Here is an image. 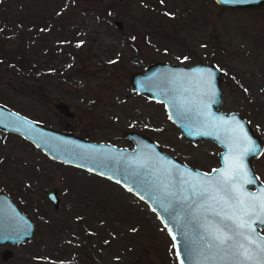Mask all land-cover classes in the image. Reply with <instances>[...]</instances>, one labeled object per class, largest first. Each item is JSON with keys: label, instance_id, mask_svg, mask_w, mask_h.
<instances>
[{"label": "rangeland", "instance_id": "1", "mask_svg": "<svg viewBox=\"0 0 264 264\" xmlns=\"http://www.w3.org/2000/svg\"><path fill=\"white\" fill-rule=\"evenodd\" d=\"M0 17L8 33L20 18L34 41L26 68L0 61V103L45 126L129 148L124 132L140 131L209 171L219 165L220 147L182 137L163 104L130 85V74L150 61H207L228 72L222 109L238 111L264 145V1L0 0ZM253 166L264 182V149ZM49 188L57 205L44 194ZM0 192L35 223L30 239L0 244V264H179L166 227L143 200L1 129ZM4 248L12 251L7 259Z\"/></svg>", "mask_w": 264, "mask_h": 264}, {"label": "water", "instance_id": "2", "mask_svg": "<svg viewBox=\"0 0 264 264\" xmlns=\"http://www.w3.org/2000/svg\"><path fill=\"white\" fill-rule=\"evenodd\" d=\"M227 7H252L264 0H215ZM120 29L121 20L115 21ZM222 70L215 64L200 61L182 64L167 60L147 62L145 67L130 74L131 88L151 100L161 102L168 118L180 130L182 137L198 141L210 139L219 147V165L209 171L182 162L164 151L159 144L136 130H126L124 136L132 147L106 141H95L72 131L45 126L0 103V129L20 135L39 148L49 158L104 177L143 200L159 217L172 240L179 264H240L243 244L255 252L264 243V216L259 213L249 219L252 230L247 234L256 244L242 236H234L227 247H209V233L221 227V211H230L213 199L209 188L203 196L193 194V187L214 186L219 170L226 168V159L239 156L243 171L236 183L241 198L258 197L264 193V182L253 166L264 145L251 124L238 111L222 109L224 91ZM247 150V151H245ZM217 170V171H214ZM251 179L253 183H245ZM45 196L57 205L55 188L45 190ZM35 223L18 207L7 192H0V244L16 245L30 239ZM12 255L4 248L1 258ZM59 264H86L64 261Z\"/></svg>", "mask_w": 264, "mask_h": 264}, {"label": "snow or ice", "instance_id": "3", "mask_svg": "<svg viewBox=\"0 0 264 264\" xmlns=\"http://www.w3.org/2000/svg\"><path fill=\"white\" fill-rule=\"evenodd\" d=\"M247 151V150H245ZM226 168L219 170V175L215 185L209 181V187L197 189L193 187V194L203 196L209 191V188L215 192L213 199L218 203H222L225 207L230 208V211H221L216 215L222 217V223L230 221V224H224V227L228 228L232 235L226 233L223 228L217 227L214 231L209 233L211 239L209 241V247H227L229 241L234 239V236H242L248 240L250 244H256L255 240L250 239V236L245 230L251 231L252 225L249 223V219L258 213L264 216V193H261L258 197L250 196V198H241V187L237 185L236 181L241 175H247L243 171V165L240 162L239 156H232L226 159ZM217 171V170H214ZM251 179L245 180V183H253ZM242 251L240 252L241 261L240 264H264V243L257 245V251L250 248H246L243 244L240 245Z\"/></svg>", "mask_w": 264, "mask_h": 264}, {"label": "trees", "instance_id": "4", "mask_svg": "<svg viewBox=\"0 0 264 264\" xmlns=\"http://www.w3.org/2000/svg\"><path fill=\"white\" fill-rule=\"evenodd\" d=\"M13 1V0H12ZM19 3L21 6L28 3L30 0H14ZM40 1V0H38ZM55 2V1H54ZM44 7H48L47 4H44ZM6 8L7 5L4 4L2 6ZM33 8V7H32ZM8 9H11L10 7ZM60 14V13H59ZM14 15V14H13ZM55 18L58 16L57 13L53 15ZM5 17V15H4ZM13 17V16H12ZM9 20V19H8ZM13 22L10 26V32H5V27L0 24V61L5 65L6 63L12 62L18 66L20 69L26 68V62H28V57L34 59V55L31 54V49L33 48V43L29 44V40L27 39V24L22 22L20 18L12 19ZM3 21L0 17V22ZM10 21V20H9ZM51 24V22H47ZM14 25H21V27L14 26ZM34 26V23H32ZM43 27V26H42ZM8 43H14V46H7ZM36 45V44H35ZM41 46L36 45V49L34 53L40 51ZM50 56H48L49 58ZM36 59V58H35Z\"/></svg>", "mask_w": 264, "mask_h": 264}, {"label": "flooded vegetation", "instance_id": "5", "mask_svg": "<svg viewBox=\"0 0 264 264\" xmlns=\"http://www.w3.org/2000/svg\"><path fill=\"white\" fill-rule=\"evenodd\" d=\"M220 68H221V67H220ZM221 70H222V72H223V76H224V81H223V83H222V87H223L224 82H226V78H227L226 76H227V73H228V72H227L225 69H224V70H225V71H224L222 68H221ZM222 87H221V88H222ZM223 91H224V90H223ZM224 93H225V91H224ZM224 98H225V95H224ZM229 111H231V110H229ZM248 122H249V121H248ZM217 155H218V153H217Z\"/></svg>", "mask_w": 264, "mask_h": 264}]
</instances>
